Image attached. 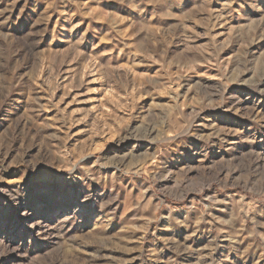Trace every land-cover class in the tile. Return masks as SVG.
<instances>
[{
  "label": "rangeland",
  "instance_id": "1",
  "mask_svg": "<svg viewBox=\"0 0 264 264\" xmlns=\"http://www.w3.org/2000/svg\"><path fill=\"white\" fill-rule=\"evenodd\" d=\"M0 264H264V0H0Z\"/></svg>",
  "mask_w": 264,
  "mask_h": 264
}]
</instances>
